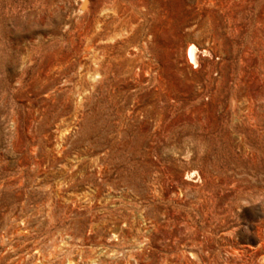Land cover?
Returning <instances> with one entry per match:
<instances>
[{
  "label": "rangeland",
  "instance_id": "rangeland-1",
  "mask_svg": "<svg viewBox=\"0 0 264 264\" xmlns=\"http://www.w3.org/2000/svg\"><path fill=\"white\" fill-rule=\"evenodd\" d=\"M0 264H264V0H0Z\"/></svg>",
  "mask_w": 264,
  "mask_h": 264
},
{
  "label": "bare ground",
  "instance_id": "bare-ground-1",
  "mask_svg": "<svg viewBox=\"0 0 264 264\" xmlns=\"http://www.w3.org/2000/svg\"><path fill=\"white\" fill-rule=\"evenodd\" d=\"M191 49L189 50V52H188V54H189V57H191L193 60L194 59H197V48H196V46H192V47H190ZM196 61V60H195Z\"/></svg>",
  "mask_w": 264,
  "mask_h": 264
}]
</instances>
